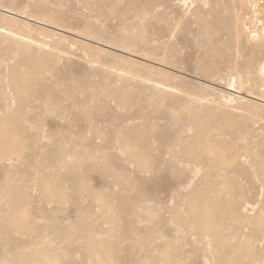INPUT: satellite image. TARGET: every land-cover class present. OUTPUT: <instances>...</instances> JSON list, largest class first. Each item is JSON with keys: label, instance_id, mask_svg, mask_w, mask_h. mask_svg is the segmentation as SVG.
Masks as SVG:
<instances>
[{"label": "rangeland", "instance_id": "obj_1", "mask_svg": "<svg viewBox=\"0 0 264 264\" xmlns=\"http://www.w3.org/2000/svg\"><path fill=\"white\" fill-rule=\"evenodd\" d=\"M0 10V264H264V0Z\"/></svg>", "mask_w": 264, "mask_h": 264}, {"label": "bare ground", "instance_id": "obj_2", "mask_svg": "<svg viewBox=\"0 0 264 264\" xmlns=\"http://www.w3.org/2000/svg\"><path fill=\"white\" fill-rule=\"evenodd\" d=\"M202 1V0H201ZM211 1V0H210ZM216 1V0H215ZM221 1V0H220ZM223 2V1H222ZM209 3V1H206V2H204V4H208ZM213 3V2H212ZM219 4V3H218ZM208 5H210V4H208ZM220 5H222V4H220ZM211 6V5H210ZM215 6H217V4H214V8H215ZM156 9V8H155ZM1 11V10H0ZM12 12V11H11ZM13 13V12H12ZM12 13H9V14H12ZM15 15H17V14H15ZM41 25H43V27L44 26H50L49 24H46V23H44V22H39ZM52 27V26H51ZM55 28V27H54ZM55 29H57V31L58 30H60L61 31V29H58V28H55ZM56 31V32H57ZM67 31V30H66ZM59 32V31H58ZM61 34V33H60ZM84 39V38H83ZM245 67V66H244ZM257 70H259L258 71V73L260 74V75H262L263 77H264V61L262 62V65L260 66V68L259 69H257ZM257 70H254V71H257ZM249 71V70H248ZM251 72V71H250ZM249 72V73H250ZM254 73V72H253ZM239 77V76H238ZM239 79H240V77H239ZM241 80V79H240ZM234 81V80H233ZM237 81V80H236ZM232 85L233 84H231V87H232ZM234 85H235V82H234ZM237 85V84H236ZM233 88H235V90H239L240 89V87H239V89L237 88L236 89V87H234L233 86ZM237 92V91H236ZM239 92H240V90H239ZM241 97V96H240ZM242 98H243V96H242Z\"/></svg>", "mask_w": 264, "mask_h": 264}]
</instances>
